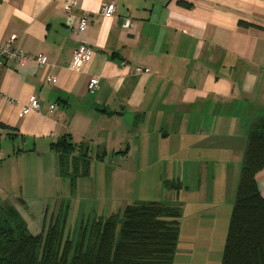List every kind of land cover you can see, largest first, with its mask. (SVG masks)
Returning <instances> with one entry per match:
<instances>
[{
    "label": "crops",
    "instance_id": "obj_1",
    "mask_svg": "<svg viewBox=\"0 0 264 264\" xmlns=\"http://www.w3.org/2000/svg\"><path fill=\"white\" fill-rule=\"evenodd\" d=\"M70 1L0 0V47L14 38L15 49L49 61L0 66V190H30V165L46 159L73 186L51 151L71 135L91 150L89 173L78 179L116 159L165 184L182 212L173 264H222L249 133L264 117V0H76L69 14ZM113 2L116 15L101 16ZM83 16L89 28L80 33ZM83 44L95 55L76 72ZM92 76L101 78L94 94ZM8 98H36L41 110L23 116ZM257 183L264 198V170Z\"/></svg>",
    "mask_w": 264,
    "mask_h": 264
},
{
    "label": "trees",
    "instance_id": "obj_2",
    "mask_svg": "<svg viewBox=\"0 0 264 264\" xmlns=\"http://www.w3.org/2000/svg\"><path fill=\"white\" fill-rule=\"evenodd\" d=\"M239 25L257 27L243 20ZM51 151L58 156L61 177H70L73 185L89 173L91 150L76 145L71 135L53 142ZM262 170L264 117L249 133L222 264H264V198L257 183ZM167 187L179 189L172 183ZM181 218L177 204L140 202L95 218L71 236L61 213L47 231L43 227L32 234L21 214L8 206L0 215V264H173Z\"/></svg>",
    "mask_w": 264,
    "mask_h": 264
},
{
    "label": "rangeland",
    "instance_id": "obj_3",
    "mask_svg": "<svg viewBox=\"0 0 264 264\" xmlns=\"http://www.w3.org/2000/svg\"><path fill=\"white\" fill-rule=\"evenodd\" d=\"M8 146L9 142L5 141L4 149ZM106 165L99 171L95 165L89 177L76 179L72 186L71 182L58 176L55 164L48 159L31 164L24 185L30 190L15 196L0 190V215L8 206H13L26 221L29 232L38 234L44 225V231H47L53 219L61 213L65 217L66 234L71 236L95 218L122 213L127 205L133 203H172L166 199L169 190L163 182L154 181L153 177L146 176L147 173L135 175L141 168L129 167L116 159L107 161ZM131 181L136 182L135 193H127L132 188ZM18 183L16 186L24 184L22 179Z\"/></svg>",
    "mask_w": 264,
    "mask_h": 264
},
{
    "label": "built area",
    "instance_id": "obj_4",
    "mask_svg": "<svg viewBox=\"0 0 264 264\" xmlns=\"http://www.w3.org/2000/svg\"><path fill=\"white\" fill-rule=\"evenodd\" d=\"M77 8V2L76 0H72L65 4L64 11L66 13H73V11ZM117 13V6L115 3L110 4H103L101 8V16L104 18H113ZM130 27H133V24H130ZM89 28V18L87 16H83L80 18L78 23V31L80 33H85ZM13 41L14 38L9 40L6 44L0 47V66L3 64V62L11 61L14 62L18 66H24V64L28 61H35L40 67H46L49 65V61L45 56H38V57H32L22 50L15 49L13 47ZM95 55V52L93 48H91L88 45H81L79 46L73 53V58L71 62V70L80 72L83 68H85L87 65L90 64L93 57ZM124 65V64H123ZM135 74L140 75L143 73H149V70H143L141 68H136L134 70ZM56 81L55 76H48L46 78V82L49 84H52ZM101 87V78L99 76H92L89 79L88 82V92L91 94L96 93L100 90ZM1 96V91H0ZM9 104L12 106H19L21 108V113L23 116H28L34 112L39 113L41 110V104L38 99L32 98L29 100V102L26 105H21L20 102L8 98ZM57 110V105H51L49 107L50 113H54Z\"/></svg>",
    "mask_w": 264,
    "mask_h": 264
}]
</instances>
